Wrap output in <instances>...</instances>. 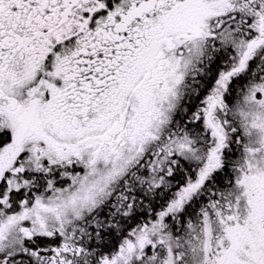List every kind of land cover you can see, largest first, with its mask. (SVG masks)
<instances>
[{
	"label": "snow or ice",
	"instance_id": "6c2138e0",
	"mask_svg": "<svg viewBox=\"0 0 264 264\" xmlns=\"http://www.w3.org/2000/svg\"><path fill=\"white\" fill-rule=\"evenodd\" d=\"M0 264H264V0H0Z\"/></svg>",
	"mask_w": 264,
	"mask_h": 264
}]
</instances>
